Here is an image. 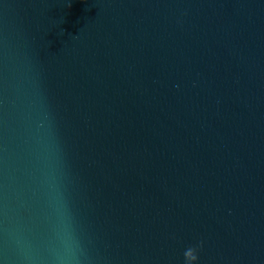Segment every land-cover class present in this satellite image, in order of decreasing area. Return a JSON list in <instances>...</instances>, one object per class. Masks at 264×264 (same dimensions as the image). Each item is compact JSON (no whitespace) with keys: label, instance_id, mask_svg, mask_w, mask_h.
Instances as JSON below:
<instances>
[{"label":"water","instance_id":"1","mask_svg":"<svg viewBox=\"0 0 264 264\" xmlns=\"http://www.w3.org/2000/svg\"><path fill=\"white\" fill-rule=\"evenodd\" d=\"M53 174L80 264H264V0H0V264Z\"/></svg>","mask_w":264,"mask_h":264},{"label":"clouds","instance_id":"2","mask_svg":"<svg viewBox=\"0 0 264 264\" xmlns=\"http://www.w3.org/2000/svg\"><path fill=\"white\" fill-rule=\"evenodd\" d=\"M48 187L56 220L44 244L46 256L39 259L33 254L31 247L26 246L22 248L25 264H80L78 241L64 212L61 194L54 174L49 178Z\"/></svg>","mask_w":264,"mask_h":264}]
</instances>
